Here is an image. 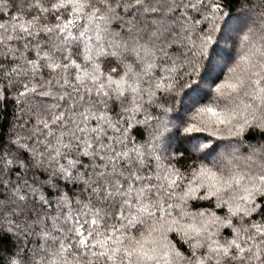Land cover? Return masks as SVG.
Returning a JSON list of instances; mask_svg holds the SVG:
<instances>
[{
  "label": "snow or ice",
  "instance_id": "1",
  "mask_svg": "<svg viewBox=\"0 0 264 264\" xmlns=\"http://www.w3.org/2000/svg\"><path fill=\"white\" fill-rule=\"evenodd\" d=\"M257 17L264 0L239 11L230 0H0V76L26 104L0 131V222L33 238L6 264H264V194L185 221L178 170L157 163L161 151L167 166L184 159L186 149L157 144L179 135L188 112L256 75L247 56L230 55L205 78ZM136 125L151 139L137 142ZM70 183L78 193L64 191Z\"/></svg>",
  "mask_w": 264,
  "mask_h": 264
},
{
  "label": "clouds",
  "instance_id": "2",
  "mask_svg": "<svg viewBox=\"0 0 264 264\" xmlns=\"http://www.w3.org/2000/svg\"><path fill=\"white\" fill-rule=\"evenodd\" d=\"M230 5L232 6V0ZM250 28L251 30L245 29L240 39L236 41L234 51H230L233 47L231 44L217 50L213 68L206 73L205 78L215 76L222 61L227 60L230 55L234 62L247 56L248 62L255 65L256 75H253V71H248L247 75L252 79L238 90L225 87L220 93L213 91L208 99L187 113L184 128L191 126L190 132H185L184 128H181L179 135H176L169 127L168 131L173 134L157 144L158 149L167 147L169 153L177 148L187 150L184 167H178L176 163L167 166L165 161L169 157L163 151L160 152L162 160L157 162L164 166L165 170L168 168L178 170L179 183L175 189L177 192L175 201L181 207L176 211L185 221L195 218L199 222L201 219L199 212L208 211L205 208L194 209L193 201L211 199L215 205L220 202L227 209L228 205L240 204L246 192L255 198L264 194V184L259 179L264 175V144L250 145L248 152L242 153L241 145L231 139L241 137L251 126L264 129L257 123L264 116V84L253 83L257 77H264V17L255 18ZM245 35L248 39H244ZM237 71L244 74L243 62ZM223 79L224 77H221V82ZM190 95L199 97L205 95V90L194 91ZM178 103L179 101L177 106ZM151 131L150 126L147 130L148 139H151L149 135ZM193 134L196 135L191 140L182 139ZM211 138H215L217 142L214 143ZM205 149L211 151L202 155ZM175 155L179 159V153Z\"/></svg>",
  "mask_w": 264,
  "mask_h": 264
},
{
  "label": "trees",
  "instance_id": "3",
  "mask_svg": "<svg viewBox=\"0 0 264 264\" xmlns=\"http://www.w3.org/2000/svg\"><path fill=\"white\" fill-rule=\"evenodd\" d=\"M253 3H259V0H252ZM241 8V0H232V11H239ZM257 12L260 11L259 8L256 9ZM141 24L149 23L150 21H145L141 19ZM118 31H123L118 28ZM34 58V52L31 54ZM46 75V73H45ZM39 81V77H37ZM17 87L22 91V86L17 85L16 87L10 86L8 81L2 76H0V131H3L7 134L8 129L11 127L12 124L16 122V117L20 115V111L23 108H26V104L24 101L17 103L15 98V92ZM206 135V134H200ZM132 136L137 142H143L148 137V132L145 126L136 125L134 130L132 131ZM213 139L214 143L217 141L215 138ZM237 144H240V151L242 153H247L249 150V146H259L264 144V129L257 128L255 126L249 127L239 138H231ZM174 150V149H172ZM183 151L182 149H179ZM187 153H185V156ZM85 162H87V158H85ZM178 167L185 166V160L180 159L179 162H175ZM61 185H64V181H60ZM82 187V185H81ZM69 189L75 190L77 193L79 189L75 184H68L64 191H68ZM260 200V198H257ZM192 207L196 208H205V209H214L218 212V214H223L220 210L215 209V204L209 201H193ZM170 238L173 240V243L180 248L182 251L187 250V245L175 234H170ZM33 238H29L25 241L23 236L17 238V236L13 233L7 231V225L0 222V264H6L7 260L10 256L15 255L17 251L21 249H25V246L32 247Z\"/></svg>",
  "mask_w": 264,
  "mask_h": 264
}]
</instances>
